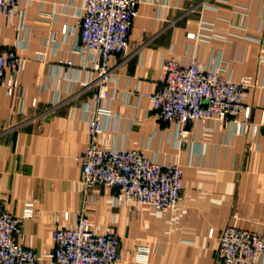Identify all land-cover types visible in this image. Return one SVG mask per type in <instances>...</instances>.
Masks as SVG:
<instances>
[{
	"label": "crops",
	"instance_id": "crops-1",
	"mask_svg": "<svg viewBox=\"0 0 264 264\" xmlns=\"http://www.w3.org/2000/svg\"><path fill=\"white\" fill-rule=\"evenodd\" d=\"M83 4L26 0L22 29L18 16L0 15V46L24 56L19 72L7 69L0 85V207L22 220L17 242L46 253L55 228L76 223L88 119L106 106L100 146L142 149L183 169L173 211L120 199L102 185L87 194L88 216L120 238L118 264H223L215 252L227 224L264 234V127L252 137L198 120L185 127L183 139L177 133L182 125L157 118L151 95L166 59L182 65L196 59L226 79L253 76L245 102L251 121L261 124L264 0H140L128 51L113 61L116 80L98 102L91 83L98 57L79 38ZM14 76L11 94L7 81ZM139 247L148 249L146 260L136 258ZM39 264L56 263L45 258Z\"/></svg>",
	"mask_w": 264,
	"mask_h": 264
},
{
	"label": "built area",
	"instance_id": "built-area-1",
	"mask_svg": "<svg viewBox=\"0 0 264 264\" xmlns=\"http://www.w3.org/2000/svg\"><path fill=\"white\" fill-rule=\"evenodd\" d=\"M26 0H0V15L18 16L19 28L25 26ZM140 0H84L79 14L81 46L97 54L93 98L96 102L108 97L109 84L116 80L113 61L127 53L129 34ZM66 30V27H65ZM24 56L15 48L0 46V85L5 72L15 74L21 69ZM262 61V59H261ZM164 74L151 95L154 111L162 121L182 125L178 136L185 139L186 126L200 120H212L220 129L251 133L255 137L264 127L251 121L252 107L245 102L255 83L253 76L244 75L234 81L223 78L217 69L201 67L194 59L182 65L175 57L164 61ZM17 78L7 81V90L14 93ZM110 111L97 106L88 119L89 147L79 156L82 164L80 187L81 207L74 225L64 224L53 231V247L46 253L19 244L16 234L22 220L0 207V264H39L48 258L56 264H118L121 241L111 231H101L87 214V194L100 185L114 188L118 197L152 204L159 210H175L183 187V169L179 164L160 163L148 158L142 149L100 146L102 116ZM27 214H31L28 205ZM148 249L139 247L136 258L146 260ZM215 258L223 264H262L264 234L227 224L219 235Z\"/></svg>",
	"mask_w": 264,
	"mask_h": 264
}]
</instances>
